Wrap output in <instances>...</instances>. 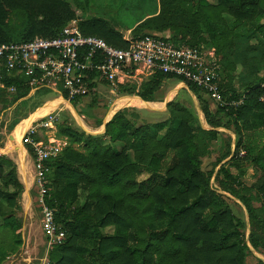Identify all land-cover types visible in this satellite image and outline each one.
<instances>
[{
    "label": "trees",
    "instance_id": "obj_1",
    "mask_svg": "<svg viewBox=\"0 0 264 264\" xmlns=\"http://www.w3.org/2000/svg\"><path fill=\"white\" fill-rule=\"evenodd\" d=\"M83 1L0 0V44L58 37L80 19L79 11L86 13ZM158 1L160 9L129 29L132 38L170 33L177 44L209 46L223 68L218 84L224 99L238 105L221 107L185 82L211 130L178 99L167 104L168 117L161 122H138L137 111L121 109L98 136L61 115L57 137L68 145L48 161L47 202L66 237L48 254V264H246L252 248L264 254V0ZM227 17L237 26H230ZM79 30L117 48L129 46L102 18L80 20ZM241 38L248 43L240 52L243 72L237 86V64L230 60L240 56ZM169 80L184 82L157 72L140 85H120L119 92L156 102ZM28 82L21 72L8 75L0 69V114L16 108L10 132L53 94L42 88L29 96ZM82 98L71 101L79 115L75 105ZM102 125L99 121L97 127ZM219 129L232 132L235 141L226 136L218 152ZM27 149L33 156L34 150ZM206 158L212 161L210 170L203 169ZM252 168L257 179L247 185L244 178ZM24 191L16 162L0 154V232L5 230L10 241L0 244V264L23 244V226L15 214L22 211ZM233 199L243 205L248 221L234 212Z\"/></svg>",
    "mask_w": 264,
    "mask_h": 264
},
{
    "label": "built area",
    "instance_id": "obj_2",
    "mask_svg": "<svg viewBox=\"0 0 264 264\" xmlns=\"http://www.w3.org/2000/svg\"><path fill=\"white\" fill-rule=\"evenodd\" d=\"M124 40L129 46L117 48L101 38L84 36L77 22L73 21L56 38L37 37L27 42L0 44V69L8 75L21 72L28 77L29 96L47 88L59 95L57 99L70 105L77 97L95 93L97 89L93 84L105 81L115 88L124 85L141 68L149 75L160 72L183 79L182 83H192L221 107L238 105L224 99L218 84L221 67L214 50L180 45L174 42L172 36L159 33L139 39L125 35ZM9 92L14 93L15 88H10ZM261 100L264 102V96ZM61 106L66 105H60L35 119L22 138V145L29 156L27 148L34 150L35 186L49 251L62 244L66 237L56 222V210L47 202L51 183L48 161L57 158L66 146L53 131L60 120ZM38 134L43 138L36 141ZM244 155L242 151L240 156Z\"/></svg>",
    "mask_w": 264,
    "mask_h": 264
},
{
    "label": "rangeland",
    "instance_id": "obj_3",
    "mask_svg": "<svg viewBox=\"0 0 264 264\" xmlns=\"http://www.w3.org/2000/svg\"><path fill=\"white\" fill-rule=\"evenodd\" d=\"M157 1L158 0H87L86 2L83 1L86 4L85 5L86 13L83 14L82 11H79L77 15L80 19L74 20V21L77 22V25L79 27V22L82 19L92 18V17L102 18V19L107 20L111 24L112 27H114L117 31L122 33L123 36H125L127 31H129L130 28H133V26L137 25L136 24L137 22L145 18L148 14L155 13V11L157 10ZM227 19H228V23L230 26H234V27L237 26V24H235L234 18L227 17ZM239 30L241 31L243 30V28L239 27ZM240 42L242 43L241 44L242 46L239 48V52H238L239 55H240V52L245 47H247L248 39L241 38ZM253 43L255 44V41H253ZM205 48L206 49L204 51H213V49H210L209 46ZM258 50L260 52L263 51L262 46H258ZM216 59H217V56H216ZM230 61H234L238 65L237 71L234 73V82L238 86L240 75L243 72L242 56L241 55L235 56ZM135 72L136 73L134 74V76L128 79L124 85H133V84L140 85L143 81H147L151 77L148 71L142 68L137 69ZM262 74L263 73L261 72V75ZM1 88L2 87L0 85V90ZM182 88H184V86H180L179 82L175 80H169L166 83H164L159 97L161 98L169 91H170V94H176L181 89L179 91L180 95L178 97V100L184 103H187L188 105H190L189 109H191L195 113H198L200 110V106H199L198 100H196L197 98L195 99L192 96H189L186 90ZM96 89L97 91L95 93H91L88 96L83 97L79 102L76 103L75 107L79 112H81L82 115H79L75 111L74 107L70 105L69 103L67 104L72 109L71 108L69 109L67 106L60 107V109H62L61 115L64 114L70 117L71 120L69 121V124L72 123L73 127L77 129H83L89 134H92L95 136L103 134L104 132L103 125L108 119V114L110 116L111 113L115 111L118 112L119 110L124 109V108H129L130 110L137 111L140 115V118L137 121L142 122V123L161 122V121H164L168 117V114L167 116H165V115H160L157 113H152L150 111H147L146 109H150V108H145V107H151L149 104L143 103L141 100L135 98V96H126V95L124 96L123 94L119 92L120 86L114 88L107 82L100 81L97 83ZM10 94L12 93L8 92V95ZM58 96H59L58 94L53 92V94L45 98V101L47 102L41 108L37 109L33 113H30L28 111L26 113L28 117L26 119H21L20 123L16 126V128L12 132H10L7 128L11 125V123L14 121L16 117L15 116V110H16L15 106L1 113L0 114V135L3 136V146L0 150V154L8 156L9 158H11L13 161L17 163L16 156H17L18 148L16 149V151H13V148H15L16 143L14 140H11V138L13 137L14 139L15 132L18 130V128L23 123L30 121L39 111H41L46 106L54 102H58L59 100L61 101V99H57ZM125 98L131 99L132 101H128V103L126 104L123 101H121L122 102L121 104H119L120 102H117L118 100L125 99ZM173 100H176V98L174 97L170 101H173ZM60 101L58 103V106L60 104ZM139 108H142V109L140 110ZM0 109H1V106H0ZM80 119L84 122L85 125H83L80 122ZM99 121L103 122V125L101 127H97V124ZM255 126L256 127L261 126L260 119L256 120ZM53 131H55L56 136H57V132H58L57 129ZM48 135H50V132ZM224 135L232 136L229 133H224ZM60 139L66 144V146L68 145V142L65 138H60ZM11 143L12 145L10 146ZM217 144L215 146V149L217 148ZM21 146H22V140H21ZM22 148L24 149L26 147L22 146ZM76 148L81 150V148L78 146H76ZM24 151L26 153L25 149ZM26 157H27V160L30 161V165L33 164L31 161L32 156L29 157L27 155ZM17 165H18V169L20 172L19 164L17 163ZM211 165H212V161L210 159L206 158L203 160L204 170H210ZM34 172H35V168H34ZM21 174L19 173V179L21 183L23 184L22 182L23 175L21 176ZM256 179H257V173L252 168V169H249L247 175L244 178V182L247 185H253L256 182ZM24 189H25V186H24ZM26 192L27 191L25 190L19 199V203L22 207V211H18L15 214L17 219L19 220L20 223H22V226H23L22 228L23 244L20 247L19 251L16 254H11L5 260L3 264H48L49 263L48 254L50 253V251L48 249V246L46 243V237L43 232V216L41 214V211L38 205L39 195L37 193V188L36 186H33L31 188L30 197L28 195H25ZM259 205L260 204L256 203V206H259ZM231 206L234 212L238 216L248 221L246 211L243 205L238 200L233 199ZM2 242H6V243L10 242L5 230H2L0 232V244ZM259 260L264 262V254L258 253L252 250V254L248 256L246 264H260Z\"/></svg>",
    "mask_w": 264,
    "mask_h": 264
},
{
    "label": "crops",
    "instance_id": "obj_4",
    "mask_svg": "<svg viewBox=\"0 0 264 264\" xmlns=\"http://www.w3.org/2000/svg\"><path fill=\"white\" fill-rule=\"evenodd\" d=\"M158 9H160V5H159V1H157V10ZM156 10V11H157ZM155 11V12H156ZM150 14H148L146 17H148ZM228 20V19H227ZM138 23V22H137ZM131 33H132V31L131 30H129V31H127V33H126V35H131ZM159 34H163V35H172V34H170V33H159ZM216 53V52H215ZM238 66V65H237ZM220 67H221V69H222V66H221V64H220ZM237 71V70H236ZM166 83V82H165ZM179 85L180 86H184V88H182V89H185L186 90V92L188 93V95L189 96H192L193 98H195L196 99V97L188 90V88H187V86H186V84L185 83H182L181 82V84L179 83ZM181 90V89H180ZM179 90V91H180ZM179 91L176 93V94H170V91L169 92H167L164 96H162L161 98L160 97H158L157 98V101L156 102H143L140 98H138V97H135V98H137V99H139V100H141L143 103H147V104H149L151 107H145V108H150V109H146L147 111H150V112H152V113H157V114H160V115H165V116H167V104H168V102H171L170 100L172 99V98H176V99H178V97H179V95H180V93H179ZM172 92V91H171ZM126 99V98H125ZM197 100V99H196ZM194 101V100H193ZM182 102V101H181ZM195 102V101H194ZM182 103H184V102H182ZM186 106H188V107H190V105H188L187 103H184ZM155 106V107H154ZM157 106V107H156ZM125 107H127V106H125ZM113 108V107H112ZM122 108H124V107H122ZM134 108H136V107H134ZM140 110L142 109V108H139ZM112 110V109H111ZM111 110H110V112H111ZM109 112V113H110ZM117 111H115V112H113V113H111L110 114V116H109V114H108V119H107V121H109L110 119H112L113 118V116L112 115H115V113H116ZM197 115L199 116V119H200V122H201V125H202V127L205 129V130H211L212 128L206 123V121H205V118H204V115H203V113H202V111L201 110H199V112L197 113ZM112 116V117H111ZM110 117V118H109ZM219 131L221 132V140H219V142H217V143H215L214 144V149H215V146H216V144H217V148L215 149L216 151L217 150H219V148L221 147V145H222V142H223V140H224V138L226 137L225 135H224V133H229V134H231L232 136V138H233V143H234V141H235V135L232 133V132H230V131H227V130H224V129H219ZM105 132V131H104ZM103 132V133H104ZM102 135V134H101ZM12 145V143L10 144V146ZM28 155V154H27ZM29 156V155H28ZM30 157V156H29ZM31 161H32V163L33 164H31L30 165V161H28L27 160V162H28V164H27V169H26V177H23L22 176V174H21V172H19L20 174H21V176L23 177V184H24V186H25V190L27 191L26 192V194L25 195H28L29 197H30V190H31V188L33 187V186H35V172H34V161H33V159L31 158ZM17 164V163H16ZM33 165V166H32ZM18 166V165H17ZM20 168V167H19ZM18 171H19V169H18ZM30 199V198H29Z\"/></svg>",
    "mask_w": 264,
    "mask_h": 264
},
{
    "label": "bare ground",
    "instance_id": "obj_5",
    "mask_svg": "<svg viewBox=\"0 0 264 264\" xmlns=\"http://www.w3.org/2000/svg\"><path fill=\"white\" fill-rule=\"evenodd\" d=\"M59 101L58 102H54V103L46 106L44 109L39 111L30 121L23 123L18 128V130L15 132L14 141L16 143V146H15V148H13V151H16V149L18 148L17 156H16L17 159L16 160H17V163L19 164L20 172L22 173L23 177H26V169H27V164H28L27 157H26L27 155H26L24 149L22 148L23 145L21 146V140L23 138V135L25 134V132L27 131V129L30 127V125L32 124V122L35 119L43 117L46 114H48L51 111H53L58 106ZM121 101H123L126 104V103H128V101H132V100L131 99H121V100H118L117 102H120L119 104H121L122 103ZM63 104L66 105L69 109L71 108L67 103H65L63 100H61L59 106L63 105ZM112 116H114V115H112ZM80 122L83 125H85L84 122L81 119H80Z\"/></svg>",
    "mask_w": 264,
    "mask_h": 264
},
{
    "label": "water",
    "instance_id": "obj_6",
    "mask_svg": "<svg viewBox=\"0 0 264 264\" xmlns=\"http://www.w3.org/2000/svg\"><path fill=\"white\" fill-rule=\"evenodd\" d=\"M168 103H169V102H168ZM115 114H116V113H115ZM110 120H111V119H110ZM110 120H109V121H110ZM109 121H106V122L104 123V125H103L104 131H105L106 125H107V123H108ZM11 140H14L13 137L11 138ZM248 234H249V233H248ZM252 250H253V248H252Z\"/></svg>",
    "mask_w": 264,
    "mask_h": 264
}]
</instances>
